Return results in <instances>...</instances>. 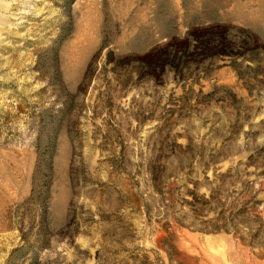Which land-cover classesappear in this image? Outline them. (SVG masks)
<instances>
[{"label": "rangeland", "instance_id": "obj_1", "mask_svg": "<svg viewBox=\"0 0 264 264\" xmlns=\"http://www.w3.org/2000/svg\"><path fill=\"white\" fill-rule=\"evenodd\" d=\"M0 264H264V0H0Z\"/></svg>", "mask_w": 264, "mask_h": 264}]
</instances>
